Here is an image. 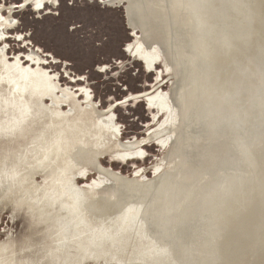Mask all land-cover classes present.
Listing matches in <instances>:
<instances>
[{"label": "water", "instance_id": "1", "mask_svg": "<svg viewBox=\"0 0 264 264\" xmlns=\"http://www.w3.org/2000/svg\"><path fill=\"white\" fill-rule=\"evenodd\" d=\"M133 1L171 86L0 0V264H264V0Z\"/></svg>", "mask_w": 264, "mask_h": 264}, {"label": "rangeland", "instance_id": "2", "mask_svg": "<svg viewBox=\"0 0 264 264\" xmlns=\"http://www.w3.org/2000/svg\"><path fill=\"white\" fill-rule=\"evenodd\" d=\"M11 1L17 4L22 2ZM36 2L40 0H35L34 4ZM49 7H51L49 4H45L44 10L38 12L33 11L29 3L26 9L94 46L96 41L108 36V41L100 49L118 59L127 60L128 64L132 62L133 57L131 53H124L122 49L126 42L131 44L132 52H136L132 66L171 86L156 50L153 51L155 48L133 0H105L103 9L99 4H87V0L83 7L78 3L69 7L67 0H61L58 14L54 9L45 15V10ZM149 68L152 70L148 71Z\"/></svg>", "mask_w": 264, "mask_h": 264}, {"label": "clouds", "instance_id": "3", "mask_svg": "<svg viewBox=\"0 0 264 264\" xmlns=\"http://www.w3.org/2000/svg\"><path fill=\"white\" fill-rule=\"evenodd\" d=\"M31 2V0H22V2L19 4V7L21 9H24L27 7V5ZM47 3L49 5H51V7L47 8L45 10V15H47L48 12H52L54 9L56 11V13L58 14L59 11V7H60V3H61V0H47ZM77 3L79 4L80 7H83L84 4H85V0H67V4L69 7H72V6H76ZM104 3H105V0H87V4L91 5V4H99L100 7L103 9V6H104ZM3 5H0V8H2ZM45 8V4L43 2V0H40V2H36L34 4V7H33V11L35 10H38V9H44ZM133 35H135V33H133ZM22 39V37H21ZM139 39V38H137ZM108 41V36H103L102 40H98L96 41V47L97 48H100V47H103L104 43H106ZM123 52L124 53H131L132 57H133V61H135V58H136V52H132V45L129 44V43H125L124 46H123ZM139 50V49H138ZM153 51H155V49H153ZM61 59V58H60ZM105 59V58H104ZM64 61V65L65 67H67V71H65V67H61L59 69L60 72H63L64 73V76L67 77L69 80H72L73 83L77 80L79 81H85L87 79V75H88V72L87 70L83 73V74H78L76 73L74 70H73V66H69V65H72V62L70 60H63ZM121 61H123L124 63H128L127 60H122V59H118L116 57H112L111 58V62L110 63H104V64H99L95 67V70H98L99 74H101L103 80L105 81H108L110 79L113 80L114 77H120L121 73L120 71L118 70H113L114 69V65H117V64H120L121 67H123V65L121 64ZM132 62L129 64V67L127 69H125V72L132 67ZM45 63L47 64V61H45ZM56 63L59 64V59L56 60ZM152 69H148V71H151ZM139 72V69H136L135 71H133V76H136V74ZM48 73L45 72L44 75H47ZM71 74V75H69ZM56 77H53V79H55ZM93 83H95V81H93ZM115 84L117 87H120L122 88L123 91H127V86L126 85H123L119 79H116L115 80ZM64 91H68V88L65 87L64 88ZM91 89H88V92H85V89L83 87H80L79 88V93H84L85 95L88 96V100L89 101H92L94 100V97L92 95H89V93H91ZM132 97V93L131 92H128L127 96H125L123 99L119 100V101H116L117 104H127V101L128 99H130ZM109 100L112 99V97H108ZM83 102V101H82ZM96 105L98 106L99 105V101L96 100L95 101ZM112 107H116V104H113ZM133 107H135V105H133ZM112 119L115 120L116 117L115 115L112 116ZM119 127V126H117ZM113 139H115V137H113ZM133 139H135V137H133ZM94 148H96L97 150H103V147L104 145H100V146H97V145H93ZM162 147H166V145H163ZM148 156V152L145 151V150H142L139 154L138 157H136L137 159H139L140 161H144L145 158ZM108 159L111 161V162H121V163H127L126 160H121L119 156L117 155H111L108 157ZM135 167V165L133 166ZM140 171H143V168L140 169ZM162 171V167H156L155 168V171L152 173V175H156L157 173H160ZM139 173H137L138 175Z\"/></svg>", "mask_w": 264, "mask_h": 264}, {"label": "flooded vegetation", "instance_id": "4", "mask_svg": "<svg viewBox=\"0 0 264 264\" xmlns=\"http://www.w3.org/2000/svg\"><path fill=\"white\" fill-rule=\"evenodd\" d=\"M34 1H35V0H31V2H30L32 7H34ZM43 2H44V4H48V3H47V0H43ZM50 6H51V5H50ZM41 10L43 11L44 9H38V10H36V11L39 12V11H41Z\"/></svg>", "mask_w": 264, "mask_h": 264}]
</instances>
